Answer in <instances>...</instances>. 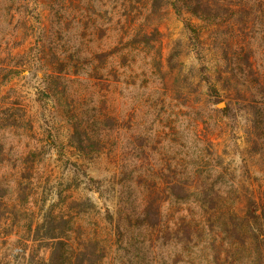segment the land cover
Wrapping results in <instances>:
<instances>
[{
	"label": "trees",
	"instance_id": "1",
	"mask_svg": "<svg viewBox=\"0 0 264 264\" xmlns=\"http://www.w3.org/2000/svg\"><path fill=\"white\" fill-rule=\"evenodd\" d=\"M232 6L245 23V15L264 11V0H0V167L12 171L10 184L0 176V223L9 213L16 226L0 231V264H264V181H254L264 176V85L259 100L247 101L263 170L242 167L245 185L213 133L221 119L236 117L234 105L205 74L208 102L223 107L194 103L193 89L182 117L176 108L184 94L168 86L172 73L157 37L166 8L199 42L195 20L221 24ZM25 73L38 78L39 98H53L67 117L66 132L53 110L38 128L23 94L3 98L5 86ZM73 86L89 92L83 108L68 107ZM24 123L31 134L22 146ZM66 149L76 158L69 175L76 185L102 188L91 172L109 162L119 200L102 213L92 197L71 196L72 213L54 208L37 220L30 207L37 174L53 155L69 158Z\"/></svg>",
	"mask_w": 264,
	"mask_h": 264
},
{
	"label": "rangeland",
	"instance_id": "2",
	"mask_svg": "<svg viewBox=\"0 0 264 264\" xmlns=\"http://www.w3.org/2000/svg\"><path fill=\"white\" fill-rule=\"evenodd\" d=\"M232 7V16L221 24L208 25L195 20L202 29L199 42L191 39L183 20L173 10L166 8L161 12L160 19L157 20L160 30L157 37L162 40L165 70L167 73H172V79L168 82V86L172 88L173 95L176 94L175 91L178 89L184 94L182 99L177 102L178 107L176 108V111L182 117L188 114V110L183 106V103L186 102L185 97L193 89L194 92L191 94L190 99L194 103H209L213 111L223 107V103L214 102L213 98H209L211 102H208L206 83L203 80L205 74L211 77L212 82L218 84L224 101L234 105L236 117L221 119L218 123L219 127L216 126L213 133L218 137L215 143L217 149L224 155L226 163L237 170L239 180L245 181L246 185L249 179L245 171L242 173V170H244L242 167L247 165L249 168L254 166L257 170L262 169L260 164L262 160L259 156L253 155L249 137L251 116L248 112L247 101H252L253 97L259 100L256 89L261 84L264 85V11L262 13H259V10L257 13L253 12L252 17L243 14L248 17V20L241 23L235 15L240 10H237L234 6ZM44 8L42 7L41 10ZM47 14L48 11H46ZM241 49H245V54L249 55L254 72L252 76L247 74V66L242 64L238 57L244 51ZM25 75L26 77L14 79L5 86L3 98L14 99L19 93L23 94L38 128L45 127L44 121L50 119L49 113L53 110L60 131L66 132V128L69 127L67 117L58 113L55 100L53 98H39L36 90L39 84L38 78L34 76L35 79L31 80V74L25 73ZM73 89L78 91L74 92L73 101L68 104V107H71L72 110H74V106L83 108L82 99L84 97L89 99V92L77 86H73ZM44 102L46 105L54 106V108L48 106L47 110H43L42 105ZM95 102L98 103L97 100ZM213 118L216 119V117ZM214 122L212 120V123ZM24 124V127L18 132L19 139L23 142L22 146L31 134L27 131L26 123ZM12 138L15 141L18 140L15 134ZM49 142L50 140H48ZM45 149L47 150V146ZM66 152L69 158L62 159L59 155H53L44 164V167L40 168V173L37 174V177L41 179L36 183V193L30 203L31 209L36 213L37 220L49 209L56 208L58 210L63 208L65 213H72L67 210L70 202L68 198L71 196L76 199L85 196L92 197L102 213L105 212L107 207L111 208L112 205L117 204L119 200L117 194H114L113 197L112 184L108 183L110 168H112L109 162L104 161L100 164L101 166L97 165L96 170L91 172L93 178L103 181L101 182L104 183L102 188L98 189L97 184L93 182L87 185L84 180L76 181V185L69 177L71 175L70 168L73 169L76 158L70 150L68 152V149H66ZM68 159H71V162ZM11 175L12 171L8 165L0 167V176L5 177L4 180L9 184ZM263 177L258 175L254 181L262 183L264 181ZM116 189H119V187ZM6 215L7 219L0 223V231L3 234L11 231L15 232L16 230V226L13 225V217L9 213Z\"/></svg>",
	"mask_w": 264,
	"mask_h": 264
}]
</instances>
